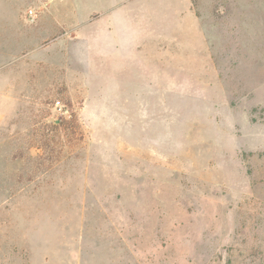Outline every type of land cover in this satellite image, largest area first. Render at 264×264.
I'll return each instance as SVG.
<instances>
[{"label": "rangeland", "instance_id": "obj_1", "mask_svg": "<svg viewBox=\"0 0 264 264\" xmlns=\"http://www.w3.org/2000/svg\"><path fill=\"white\" fill-rule=\"evenodd\" d=\"M0 264H264V0H0Z\"/></svg>", "mask_w": 264, "mask_h": 264}]
</instances>
